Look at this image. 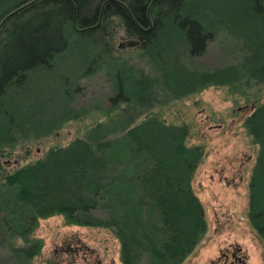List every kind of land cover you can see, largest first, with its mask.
Here are the masks:
<instances>
[{"label":"trees","instance_id":"trees-1","mask_svg":"<svg viewBox=\"0 0 264 264\" xmlns=\"http://www.w3.org/2000/svg\"><path fill=\"white\" fill-rule=\"evenodd\" d=\"M243 6L245 18L238 9ZM7 17L0 27V159L15 148L17 136L39 141L83 118L86 112L73 107L80 82L103 73L112 91L106 117L120 112L125 121L120 148L134 172L127 191L112 174L108 154L115 140L98 123L86 139L51 147L42 159L3 173L0 184L11 195L4 204L6 225L16 221L26 238L39 220L61 216L67 225L110 230L120 244L121 264H137L144 256L151 264H182L205 231L191 185L203 148L188 145L185 125L167 124L151 113L137 120L157 104V88L179 100L208 87L264 84V0H20L0 11V25ZM239 27L245 31L234 33ZM221 31L244 51L239 63L190 69L186 61L201 55ZM119 33L138 47L155 78L115 55ZM106 56L120 58L118 70L107 71ZM66 58L78 72L61 78L60 101L45 103L49 108L39 96L25 102L21 93L38 84L35 74L56 71ZM39 121L53 124L41 131ZM243 125L259 146L247 218L264 243V103ZM98 210L104 218L95 217ZM28 243L21 252L32 261L41 243Z\"/></svg>","mask_w":264,"mask_h":264},{"label":"rangeland","instance_id":"rangeland-1","mask_svg":"<svg viewBox=\"0 0 264 264\" xmlns=\"http://www.w3.org/2000/svg\"><path fill=\"white\" fill-rule=\"evenodd\" d=\"M19 1L0 0V11ZM238 9L244 11L245 18V6ZM232 30L237 33L245 31V27ZM126 40L121 33L116 36L115 55L127 60L135 71L155 78L157 75L149 61L137 51L138 47L127 45ZM243 56L244 51L240 50L237 42L221 31L206 44L201 55L188 59L186 63L190 69L211 71L236 65ZM119 59L113 61L106 56L107 71L118 70L116 62ZM77 72L76 63H70L66 58L56 71L36 73L34 80H38V84L22 92V97L29 102L39 96L40 103L43 101L44 106L49 108L48 104H51L52 107L61 99V78L69 76L73 79ZM80 85L73 107L84 110L86 115L65 123L57 132L39 141H22L17 136L15 148L0 160V173H12L42 159L51 147L65 146L77 138L86 139L89 130L101 123L107 129V138L115 140L108 154L114 161L112 174L129 191L127 187L132 182L134 170L120 148L123 146L125 121L120 112L106 117L108 99L112 95L110 83L103 73H99L82 79ZM156 96L157 104L151 110H143L137 122L151 113L167 124L185 125L189 133L188 145L203 148V158L191 185L203 209L205 231L182 264H210L216 260L219 250L229 246L246 255V264H264V243L251 229L247 218L248 188L259 146L243 125L253 109L264 103V84L249 81L236 90L208 87L179 100H172L157 88ZM38 124L40 130L45 131L53 122L39 121ZM6 190L0 184V264H121L120 244L110 230L67 225L61 216L39 220L32 233L24 238L16 221H6L7 225L4 222V204L11 199ZM94 215L105 217L103 210L96 211ZM33 240L40 241L41 250L32 261H27L21 250ZM137 264L151 263L144 256Z\"/></svg>","mask_w":264,"mask_h":264},{"label":"flooded vegetation","instance_id":"flooded-vegetation-1","mask_svg":"<svg viewBox=\"0 0 264 264\" xmlns=\"http://www.w3.org/2000/svg\"><path fill=\"white\" fill-rule=\"evenodd\" d=\"M2 177L3 174L0 173V179ZM210 264H246V255L244 256L238 248L229 246L219 250L216 260Z\"/></svg>","mask_w":264,"mask_h":264},{"label":"water","instance_id":"water-1","mask_svg":"<svg viewBox=\"0 0 264 264\" xmlns=\"http://www.w3.org/2000/svg\"><path fill=\"white\" fill-rule=\"evenodd\" d=\"M15 13H16V12L10 14L8 17H10L11 15H13V14H15ZM8 17H7V18L1 23L0 27L5 23V21L8 19ZM131 45H133V44H131Z\"/></svg>","mask_w":264,"mask_h":264}]
</instances>
